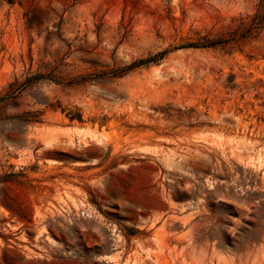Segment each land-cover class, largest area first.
<instances>
[{"label":"rangeland","instance_id":"rangeland-1","mask_svg":"<svg viewBox=\"0 0 264 264\" xmlns=\"http://www.w3.org/2000/svg\"><path fill=\"white\" fill-rule=\"evenodd\" d=\"M0 264H264V0H0Z\"/></svg>","mask_w":264,"mask_h":264},{"label":"trees","instance_id":"trees-1","mask_svg":"<svg viewBox=\"0 0 264 264\" xmlns=\"http://www.w3.org/2000/svg\"><path fill=\"white\" fill-rule=\"evenodd\" d=\"M161 54H162V52H160L159 54H156V55H154V56H151V57H149L148 59H146V61H147V60L154 59V58L158 57V56L161 55ZM62 111H63V109H62ZM66 115H67L70 119H78V120H81V115H80L79 113H71L70 111H68V112H66Z\"/></svg>","mask_w":264,"mask_h":264}]
</instances>
